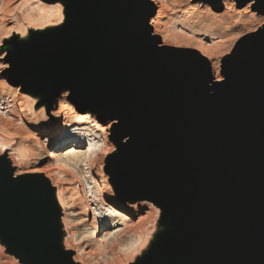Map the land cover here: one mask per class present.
Returning a JSON list of instances; mask_svg holds the SVG:
<instances>
[{
  "label": "water",
  "instance_id": "water-1",
  "mask_svg": "<svg viewBox=\"0 0 264 264\" xmlns=\"http://www.w3.org/2000/svg\"><path fill=\"white\" fill-rule=\"evenodd\" d=\"M251 1L233 0L237 9ZM192 2L224 9L222 0ZM251 9L264 16V0ZM69 13L73 25L38 40L16 80H49L81 109L117 121L113 140L128 138L108 164L119 190L153 200L172 225L154 264H264V27L222 58L215 83L197 52H166L146 0H75ZM41 178H12L0 163L3 248L20 264H66ZM182 211L175 228L168 215Z\"/></svg>",
  "mask_w": 264,
  "mask_h": 264
},
{
  "label": "bare ground",
  "instance_id": "bare-ground-1",
  "mask_svg": "<svg viewBox=\"0 0 264 264\" xmlns=\"http://www.w3.org/2000/svg\"><path fill=\"white\" fill-rule=\"evenodd\" d=\"M27 1L33 2V6L30 5L31 7L28 8L29 10L28 11L26 10L27 13L25 11L28 19H30L29 17L32 16L31 15L32 13L34 14L36 13L35 15H37V18H35L33 22L29 20L31 24L30 26L25 28V30L21 28L20 30H16L11 33L9 32L10 34L7 32L9 36L3 38L4 40L9 38L8 42L10 46L8 45L7 49L9 48L11 49L9 50V52H7L5 49H0V64L1 65L7 64V67H0V77L3 78L4 80L5 79L4 76L5 74H7L10 79L9 85H17L18 88H20V90L17 91L19 92V98L18 96L17 98L19 99L20 103H25L27 105L26 107L30 111V113L32 112V116L34 117V121H33L34 123H33L32 128L35 129L36 132L39 133V134H35V137L33 138H35V141L39 143L41 149L47 150V152H45L44 154V158L48 160V163L45 167L46 169L48 168V171L54 172L56 176L59 177L57 180L54 179L56 183L55 181L54 182L52 181V178L48 174H47L48 176L45 175L46 178L42 176L43 178H41V180L39 181L41 191L45 193V197L50 201V204H51L52 218L50 220V226L55 231V235H58L60 238V234H61L60 228L61 230L65 232L66 227H67L68 218L65 215H67L66 213L69 210L74 208L73 207L74 202H75L74 200L76 197L78 196L80 197V193H81L83 211L81 210L77 212L76 214H73V216L81 215L82 218L80 221L83 223L88 221L87 219L88 215L89 217L91 216L90 218L91 222L89 221L90 231L88 230L89 236H92L95 242H101V241L108 242L109 239L116 238V235H119L122 232V229L120 230L119 228L118 229L113 228V230H110L112 229L111 226L113 227L115 219L126 218L128 215L130 216V213H132L133 211H137L143 207L147 208L149 211L146 214V216L143 218H140L135 225L136 226L135 228L138 229L142 227V224L144 223V221H146L149 217H151L152 214L154 216L156 215V213L158 214V210H159L158 205L153 200H150L144 196H130L126 194V192H121L119 190V184L115 177V168L114 167L109 168L108 163L105 165V169H106L105 175L104 174L102 175L101 173H96L100 181L96 182L94 179H91L90 182L87 183V186L89 184L91 188L90 187L87 188L85 181L88 179V177L84 173L82 167H86L88 171L91 170L92 166L96 162V155L94 154L96 151L95 147H97V145L95 146V145L88 144L87 142L89 141L86 142L83 136L85 135L86 132L88 133V129L86 128V125L89 123V117L93 116V118L95 119L96 117L95 115L97 114H94L90 107H86L83 109V112L87 114L75 115L74 112H76L77 110L81 108L79 107L77 100L75 98L70 97L69 90L66 91V93H68V96H69L68 98H67V94L65 93L64 96H62L63 98L58 100V102H56V99H57L56 97H59L60 95V87L57 86L55 88H52L49 80H38V79L36 80L34 78L26 79L20 82L16 80L17 77H19L21 73L20 67L17 65V63L18 64L23 63L22 57L27 56V55H33L38 51L40 47L38 40L40 39L45 40L51 37L59 36L65 29L71 27L76 19L75 15H71L69 13V7L70 5H72V3H74L75 0H22L23 5H25ZM146 1L149 4L158 8L155 14V18L149 22V25L151 28H153L152 34L156 37H159L160 35L159 28L160 26H162L161 19L165 17L166 12L170 8L168 7L170 0H146ZM15 2L16 0H0V10H3V9L7 10L8 7H10ZM181 2H183V0H177V4H180ZM222 3H223L225 10H230V8L233 9L232 3L229 4L228 7L224 0H222ZM252 4H253V0L247 4L246 9L248 8V11L250 9V11L253 12L251 9ZM27 6L29 7L28 4ZM23 7L24 6L20 7L19 10H22ZM193 7L196 9H200V8H203L204 6L197 4V5H194ZM24 9H27V8H24ZM205 11H206L205 12L206 16L198 17V19L196 18L197 21L195 20L196 22L194 23L201 24L202 26L201 25L200 26L204 30H215V34H214L215 39H220L221 35H223L225 31L228 29L227 24L223 22L222 20H220L219 19L220 15H218L211 9L205 8ZM20 12L21 11H19V13ZM5 16L7 17V15ZM262 27H264V19L261 20V22L258 23L257 25H253V26L251 25V27L245 29L244 31L242 30V31H239L238 33L236 32V34L231 35L230 37L231 45L227 47L228 48L227 50L225 48L226 52L222 51L223 55L220 54L218 57L216 56V58H215V55H213V52L214 50H217L220 47L223 48L225 44L221 42L222 40H219L216 44L213 43L214 45L205 44L201 40L199 41V40H195L192 37H189L190 35L187 36L188 35L187 34L185 37L181 35V38L184 37L183 38L184 44L185 43L186 44L184 45L181 42L182 44L179 43V45L180 44H181L180 46L184 45L183 47L188 45L187 46L188 49H191L197 52L203 59H205L211 70V73L215 75V77L213 76V78L215 79L214 82L221 83L223 81V76L221 72L220 59L228 55L234 43L238 45L241 44L243 42L242 40L249 38ZM29 30L35 31L34 32L35 34H32V35L28 34L27 32ZM176 33H179L180 35L181 29L179 32H176ZM210 43H212V41ZM221 44H223V46ZM163 45H167V44L163 43ZM8 55H9V58H8ZM212 59H215L216 62H212ZM8 91L10 90L8 89V87L5 86L2 88L1 93L7 95ZM5 100L6 101H0V114L1 115L3 114V116L6 117V119L8 120L10 119L11 121H14V118H18L20 121V118H19L20 113L17 111L18 109L16 110V112H18L19 114L17 113L15 114V110L14 112L12 111L13 109L12 105L15 101L14 98L9 100L10 103L7 101L6 98ZM17 104H18V101H17ZM55 105L57 107V110H54ZM15 106L14 108H16L18 105L16 107ZM34 108L35 110H33ZM20 110L22 111L21 108ZM103 121H108L106 122V125H105V129H107L108 131L113 129L117 123L115 119H106ZM7 123L8 125H10L9 122ZM18 124H23V123L18 122ZM15 125H16V122H15ZM18 135L15 133L13 136L18 137ZM25 136L23 135L21 139L19 138L20 141L26 139L24 138ZM87 136L90 137L91 135L87 134ZM31 138H32L31 136L27 137V139L29 140ZM96 138L97 137L94 136L93 139H96ZM2 140H0V156L6 157L8 162H11L10 164L12 165L11 167L16 168L15 175L17 176L21 175L24 172H22V170L18 168V164L14 162V159L12 158V156L13 155L16 156V158L18 160L20 159V161L24 160L25 157L28 155V147H27V150L24 149L23 147H22L23 149L19 148L20 150H15L13 149L12 144L9 145L8 142L6 144L5 141H2ZM40 140L43 142L41 143ZM127 141H128L127 137L121 140H112L113 150H114L112 153V157L118 153V148L120 146H123ZM13 143H14V140H13ZM102 145H100V147ZM86 146H87V149L85 148ZM56 150L59 152L57 153L51 152V151H56ZM43 169L34 168L32 170L27 171L26 173L45 174L46 171ZM88 173L89 172H87V174ZM55 174H52V176ZM106 180H107L108 188L106 187V184H105ZM76 183L78 184V186H80L81 188L80 190H78L77 188L78 186L76 187ZM89 188L90 190H88ZM94 197H97V199L100 202H102V204L104 202L110 203V205L113 208H115L118 212L110 209L102 213L101 211L102 209L98 207L97 205L98 200L96 201V198L94 199ZM150 207H152L154 210H152ZM168 221H169V224L171 222L176 223L175 228L176 227L178 228V226L182 224L184 221V211H182L180 215H177L174 212H171L168 215ZM105 226L110 227L109 232L104 233L103 236L97 238L98 234H100V230L103 229ZM120 226L123 227L122 222L121 224H119L118 227ZM171 227L172 225H161L160 229L158 231L157 230L155 231L156 237L149 249L150 251H152V254L149 255L145 259L146 260L145 264H154V261L157 260L156 259L157 256L162 253L166 244H165V241L161 239V237L164 232H167L166 234L168 235L170 233L169 228L171 229ZM144 231H145V228L143 229V232ZM9 234L14 235V231L10 232ZM150 238H153V237H150ZM63 239L62 238L58 239V241L56 242L57 243L56 245H58V247L60 248V251L66 254V264H82L80 260L81 259L80 254H79L80 258H78V255L72 256V253L69 252V248L66 243L67 241L65 242ZM171 239L174 240V242L176 243L178 241L185 240V237L184 236L179 237L176 235L174 237H171ZM147 242L142 244V242L139 239L137 244L138 245L142 244V246L143 245L147 246L146 245L148 244ZM130 246H132L131 243H127L125 244V246L122 245L121 249L122 250L123 248L127 249ZM133 247L136 248L134 245ZM131 248H129L128 252L130 251ZM130 252L128 255L131 254L132 256V253ZM131 263L135 264L133 262Z\"/></svg>",
  "mask_w": 264,
  "mask_h": 264
},
{
  "label": "rangeland",
  "instance_id": "rangeland-1",
  "mask_svg": "<svg viewBox=\"0 0 264 264\" xmlns=\"http://www.w3.org/2000/svg\"><path fill=\"white\" fill-rule=\"evenodd\" d=\"M185 1L183 0V2L180 3L181 5L177 4V0H170L169 1V4H168V7H170L168 10L169 12L167 11L166 12L167 15L165 14V17L161 19L162 26H160V28H159L160 29L159 34L160 35L162 34L161 37L159 35L161 45L166 46L168 48L166 52L169 53L173 58H176V59H180V58L187 56V53H186L187 50H191V49H188V47H187L188 45L185 46L186 48L183 47L186 44V43L184 44L183 38L187 34H188L187 36L190 35L189 37H192L195 40H199V41L201 40L205 44L214 45L219 40H222L221 42H223V44H225L224 46H223V44H221L223 46V48L220 47L219 48L220 50L217 49V50H214V52H213V55H215V58H216V56L218 57L220 54L223 55V52H226V50L228 49L227 47H229L231 45V41H230L231 35L236 34V32L238 33L239 31H242V30L244 31L245 29L251 27V25L252 26L257 25L258 23L261 22V20L264 19V16H259L255 11L251 12L250 9L248 11V8L246 9L247 5L245 7H243L242 9H237L233 0H224L225 3L227 4V7L229 6V4L232 3L233 9L230 8V10H225V8H224L223 12L218 14V15H220L219 19L227 24L228 29L225 31V33L223 35H221L220 39H215V36H214L215 30H204L201 28V26H202L201 24L194 23L197 21L198 17H203V16L205 17L206 16L205 8H208V9H210V8L208 6L202 4V3L194 4L192 2V0H190V1L187 0L186 2ZM29 2L30 1H27V3L25 4L26 5V7H25V5H23V3H22V0H16V2L14 4H12L10 7H8L7 10H5V9L0 10L1 11V13H0V40L2 39L0 42L1 43L0 49H5L7 52H9V50L11 49V48L7 49L8 45L10 46V44L8 42L9 38H7L5 40L3 38L9 36V34L11 32H14L16 30H20L21 28L23 30H25V28L30 26L31 22H33L35 20V18H37V15H35L36 13L35 14L32 13L31 14L32 16L29 17L30 19H28L26 13L29 10L28 8L33 6V2L32 1L30 3ZM27 4L29 5V7L27 6ZM197 4H200L201 6H204V7L200 8V9L194 8L193 6L197 5ZM22 6H24L22 8V10H19V8ZM24 8H27V9H24ZM157 10H158V8L155 7V14H156ZM19 11H21V12L19 13ZM25 11H26V13H25ZM9 13H11V14H9ZM155 14L151 20H153L155 18ZM5 15H7V17ZM180 29H181V33L179 35V33H176V32H179ZM7 32L8 33L10 32V33L8 34ZM34 32L35 31L29 30L27 33L32 35V34H35ZM181 35L184 37L181 38ZM226 37H228V38H226ZM224 38H226V39H224ZM211 41H212V43H210ZM227 41H229V42H227ZM181 42L184 45L180 46L182 44ZM3 43H5V44H3ZM163 43H165L167 45H163ZM179 43H181V44L179 45ZM234 46H235V43L232 45L231 50L234 48ZM225 48H226V50H225ZM231 50H230V52H231ZM224 57H222V58H224ZM8 58H9V55H8ZM222 58L220 59V62H221ZM212 62H216L215 59H212ZM6 73H7V71H6ZM213 76L215 77L214 74H213ZM4 77H5L4 80H3V78L0 77V101H6L5 100V98H6L7 101L9 102L10 99L14 98L15 101L12 105L13 106L12 111L14 112V110H15V114L20 113L19 114L20 121L18 118H14V121H11L9 119L10 120L9 121L8 119H6V117L3 116V114L2 115L0 114V137H1L0 140L4 139L2 141H5L6 144H7V142L9 145L12 144L13 149H15V150H20L23 148L27 150V147H28V155L25 157L24 160H21V161H20V159L18 160L16 158V156H14V155L12 156V158L14 159V162L16 164H18V168L20 170H22V172H24L18 176L15 175V169L16 168L11 167L12 166V165H10L11 162H8L6 157L0 156V163L8 165L9 169L12 170V178H16V176L17 177L43 176L44 178H46L45 175L48 174L52 178V181L54 182L59 177H57L54 172L48 171V168L46 169V167H45L48 163V160L46 158H44V154H45V152H47V150L41 149L39 143H37L35 141V138H33V137H35V134H39V133L36 132V130L32 128L33 123H34L33 122L34 117L32 116V112L30 113V111L27 109V107H26L27 105L25 103L19 102V99H18L19 98V92H17V91L20 90V88H18L17 85H9L10 79H9L7 74H5ZM4 85L6 87H8V89L10 90V91H8L7 95L1 93L2 88L5 87ZM65 93H66V91H62L60 93L59 97H57L56 102H58V100L62 99L63 98L62 96H64ZM66 94H67V98H68L69 97L68 93H66ZM17 96H18V98H17ZM9 97H11V98H9ZM17 101H18V104H17ZM14 104L16 106L17 105L18 106L16 107ZM14 106L16 108H14ZM20 108L22 109V111L20 110ZM16 110L19 113L16 112ZM33 110H35V108ZM54 110H57L56 105H55ZM74 114L75 115H84L87 113L83 112V109H79L76 112H74ZM95 116H94L95 119L93 118V116L89 117V123L86 125V128L88 129V133L86 132L85 135L83 136V138H85L86 142L89 141V142H87L88 144L95 145V146L97 145V147H95L96 151L94 154V155H96V162L92 166L91 170L88 171L86 167H82L84 173L88 177V179L85 181L87 188L88 187L91 188V186L89 184L87 186V183H89L91 179H94L96 182L100 181V179H99L98 175H96V173H101L102 175L103 174L105 175V173H106L105 172L106 171L105 165L107 163L109 164V162L112 158V153L114 151L113 150V144H112V140H113L112 133H113L114 128L111 129L110 131H108L107 129H105L106 122H108V121H103V119H101V117L98 118L97 115H95ZM7 122H9L10 125H8ZM15 122H16V125H15ZM18 122L19 123L22 122L23 124H18ZM30 124H32V125H30ZM17 132H19L20 134ZM15 133L17 135L19 134L21 136L18 135V137L17 136L14 137L13 135ZM87 134H90L91 136L88 137ZM23 135L24 136L26 135L24 137L26 139H27V137L31 136L32 137L30 139L31 141L29 139H27V141H26V139H24V140H22L23 142L20 141V139L23 137ZM94 136L97 138L93 139ZM13 140H14V143H13ZM42 140H43V138H42ZM40 142L42 143L43 141L40 140ZM22 144H24V145H22ZM100 145H102V146L100 147ZM98 147H99V149H98ZM85 148L87 149V146ZM30 150H31V152H30ZM51 152L57 153L59 151L56 150V151H51ZM34 168H39V169L44 168L43 170H45L46 172H45V174H42V173L39 174L38 173L39 175L26 173L27 171L32 170ZM47 172H49V173H47ZM50 172L52 174H55V175H53L54 177L52 176V174ZM87 172H89V173L87 174ZM55 183H56V181H55ZM105 184H106V187L108 188L107 180H106ZM77 186H78V184L76 183V187ZM77 188H78V190L81 189L80 186H78ZM90 188L88 190H90ZM81 196H82V194L80 193V197L78 196V197H76L77 199L75 198V200H74L75 202H74V206H73L74 208L69 210L66 213L67 215H65L68 218L66 231L64 232L63 230H61V237H62V239L64 238L63 240L65 242L67 241L66 243L68 245L69 252L72 253V256L78 255V258H80V256H81L80 260H81L82 264H84L85 262H86L85 264H91V263L92 264H128L129 262H130L129 264H132L131 262L139 264L143 255H145L149 251L151 244L155 240V237H156L155 231L156 230L158 231L160 229V226L164 223L162 220L163 212H161L160 210L157 209L158 214L156 213L155 216L152 214L151 217H149L146 221H144V223L142 224V227L136 229L135 225L138 222V220L140 218L145 217L149 210L147 208L143 207L137 211H133L132 213H130V216L128 215L126 217L127 219L126 218H120V219L118 218L119 221H118V219H115L113 227L111 226L112 229H110V230H113V228H115V229L119 228L120 230L122 229V232L120 234L118 232L119 235H116V238L109 239V241H108L109 243L107 241L95 242L94 238L92 236H89V234H88L90 231L89 221L91 222V219H90L91 216L89 217V215H88V217H87L88 221H86L84 223L80 221L82 218L81 215L80 216H78V215L73 216V214H76L77 212H79L81 210L83 211V207H82L83 203H82ZM95 198L97 201L98 200L97 197H94V199ZM99 202L100 201L98 200L97 205H98V207H100L102 209L101 210L102 213L104 211H108L110 209L118 212L115 208H113L110 205V203L104 202L102 204V202H100V204H99ZM75 203H76V205H75ZM150 208L152 210H154L152 207H150ZM120 221L123 223V227H121V226L118 227L119 224H121ZM99 222H101V221H99ZM109 228L110 227L105 226L103 229H101L100 234H98L97 238L103 236L104 233L109 232ZM144 228H145V231L143 232ZM142 234H143V236H142ZM150 237H153V238H150ZM147 238L150 240H148ZM139 239L142 242V244L146 243L148 241L147 242L148 244H146L147 246H144V245L142 246V244L138 245L137 242ZM129 240L132 242H130ZM3 242L5 243V235L4 234L2 236H0V264H20L16 259H14V257L9 255L5 251V249L3 248ZM126 242L131 243V245H132L129 247V248L132 247L130 249L131 252L129 251L130 253H132V256H131V254L128 255L129 254V252H128L129 248H127V249L123 248V250L121 249L122 245L125 246V244H127ZM135 242H136V244H135ZM101 243H102V245H101ZM133 245L136 248L138 246V248H137L138 250L136 248H134ZM139 246H140V248H139ZM125 250H126V252H125ZM126 253H127V255H126ZM79 254H80V256H79ZM95 261H96V263H95Z\"/></svg>",
  "mask_w": 264,
  "mask_h": 264
},
{
  "label": "snow or ice",
  "instance_id": "snow-or-ice-1",
  "mask_svg": "<svg viewBox=\"0 0 264 264\" xmlns=\"http://www.w3.org/2000/svg\"><path fill=\"white\" fill-rule=\"evenodd\" d=\"M0 67H7V64H4V65H0Z\"/></svg>",
  "mask_w": 264,
  "mask_h": 264
}]
</instances>
